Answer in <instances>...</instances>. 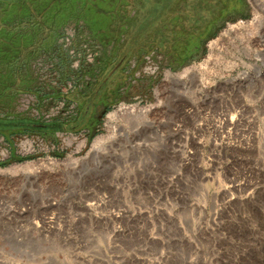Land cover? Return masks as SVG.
<instances>
[{"label": "rangeland", "instance_id": "374dc122", "mask_svg": "<svg viewBox=\"0 0 264 264\" xmlns=\"http://www.w3.org/2000/svg\"><path fill=\"white\" fill-rule=\"evenodd\" d=\"M122 1L94 10L115 26L136 14L132 35L154 8L128 0L119 9ZM60 2L76 4L0 0V31L31 38L13 66L0 63V106L17 92L15 111L0 113V264H264V4L247 0L242 16L174 71L184 81L175 93L163 91L168 68L156 54L174 47L171 27L142 30V53L134 48L125 62L128 98L111 101L95 122L78 119L86 105L80 110L79 88L69 93L93 76L77 77L81 68L60 45L71 28L76 48L89 31L83 18L56 22ZM51 35L56 48L43 47ZM36 85L48 91L26 108ZM133 105L149 111L127 122L119 110ZM115 111L120 119L109 121Z\"/></svg>", "mask_w": 264, "mask_h": 264}, {"label": "flooded vegetation", "instance_id": "af4514ba", "mask_svg": "<svg viewBox=\"0 0 264 264\" xmlns=\"http://www.w3.org/2000/svg\"><path fill=\"white\" fill-rule=\"evenodd\" d=\"M65 1L68 4L73 2L76 4L74 7H67L62 6L63 3L60 2L61 6L58 7L63 8V10L58 12L55 21L63 23L69 20V18L78 20L79 18H83L87 26L86 29H88L90 35L94 38L93 42L97 47L101 48L95 62L83 65L77 73V77H81L84 73H91L93 76L91 82L80 87L78 90V96L81 100L80 110L82 104L86 102V105L83 106V111L78 114V119L80 116L85 115V117H88V120L95 122L103 118L111 101L128 98L129 94L124 91V88L129 90V83L125 80V77L129 76L127 75L129 70H125L127 67L125 62L128 56L127 53L134 50V48H137L138 54L142 53L143 46H138L141 41L140 33L142 30L153 29L160 23L163 28L164 25L171 27L175 40L174 47L169 52L162 53L157 51L156 54L163 55L164 65L171 72H174L202 52L209 37L224 22L242 16L244 11L247 10V0H136L135 3L153 5L154 9L146 15L147 17L142 22H139L138 26H135V32L131 35L132 23L136 19V14L125 18L120 17L123 19L122 26H115L109 17L94 10L95 4L107 0ZM127 2L130 3L128 0L122 1L123 4ZM71 8L74 9L72 13L70 11L72 10ZM122 8L126 7L123 6ZM118 14L120 15V13ZM187 24L192 30L188 34L186 32L189 29L187 28ZM21 36L17 35L14 37L13 32L8 33L5 29L0 31V63H3V61L9 63L11 61L10 66H13L19 60L21 52L26 47V41L31 40V38L24 39ZM180 36L186 37L184 40H180ZM52 37L53 35L49 37L47 43L51 44L52 48H56ZM4 44L8 45L6 49L4 48ZM1 45H3L2 49ZM20 45H23V47H20ZM30 50L26 54H34ZM59 51H61V48ZM138 56L136 55L134 59L135 63L138 61ZM259 56H261V61L264 65V55L261 54ZM130 64L129 66L133 67V61H130ZM254 64V69L258 70L259 65ZM30 72L32 71L30 70ZM119 77H123V79L120 80L118 79ZM39 84L41 83L39 82ZM39 84L38 86H40ZM35 89H39L37 85ZM34 125L39 126L38 129H43L47 126L43 123H34Z\"/></svg>", "mask_w": 264, "mask_h": 264}, {"label": "bare ground", "instance_id": "6f19581e", "mask_svg": "<svg viewBox=\"0 0 264 264\" xmlns=\"http://www.w3.org/2000/svg\"><path fill=\"white\" fill-rule=\"evenodd\" d=\"M255 1V3L257 4V6H259V7H262L263 6V4H264V0H254ZM258 7V8H259ZM226 33H230V29L229 30H227L226 31ZM74 34H75V32H73L72 34H70L69 32H67V34H65V36L62 38V40H63V44H62V48H64V50H65V52H66V54H67V56L69 57V55H68V51L71 53V59L72 60H74V63H73V66L75 67V66H77L78 68H81L83 65H86V64H90L92 61H93V59L95 58V56L97 55V53H98V51H97V46H93V44L92 45H90V44H88V43H82V45L81 46H79L78 48H76V47H72L71 45V43H72V39H73V37H74ZM92 43H94V42H92ZM45 44V43H44ZM95 44V43H94ZM74 46V45H73ZM88 46H90V47H88ZM82 51H85V53L83 54V56H82V54H81V52ZM264 55V50L262 51V50H258V52H257V55L259 56V55ZM160 60H162V59H160ZM41 63V62H40ZM249 67H252V68H254L255 67V64H252V63H249V64H247ZM149 66V65H148ZM153 67V66H152ZM156 67V66H155ZM149 68V67H148ZM147 68V69H148ZM166 69V68H165ZM148 70H152V69H148ZM148 70H146V71H148ZM256 71H257V69H256ZM149 72V71H148ZM180 71H178V72H171L169 69H166V71H165V82H166V84H169V88L167 87V88H165L164 87V89L165 90H163V91H165L167 94H169V93H172V92H176V90H177V84H181V85H183L184 84V81H183V79L181 78V72L179 73ZM185 73L184 74H186V73H189L190 72V69H186L185 71H184ZM138 74V73H137ZM43 75V74H42ZM57 75V74H56ZM258 75V74H257ZM243 76L244 77H246V78H248V77H250L251 76V73H249V72H247V71H245V72H243ZM46 77H47V75L46 76H41L40 78H39V82L41 83L40 85H42L43 84V82H47V79H46ZM97 77V76H96ZM54 80H55V82H53L55 85L52 87L53 89H52V92H59L60 90H61V83H59L58 81L59 80H57V79H55L54 78ZM193 82H196V80L197 79H195V76L193 77ZM77 81H79V80H77ZM77 81H74V83H77ZM98 81V80H97ZM198 81V80H197ZM239 81V80H238ZM245 80L244 79H241L239 82H244ZM78 88H80V86H76L75 85V87H74V89H72L69 93H74V92H76L75 90H77ZM5 89V88H4ZM18 89V88H17ZM159 89V88H158ZM90 90V89H89ZM93 90V89H92ZM155 90H156V88H155ZM5 91V90H4ZM18 91V90H17ZM21 91V90H20ZM32 91V90H31ZM38 92H37V94L35 93L34 95L33 94H31V95H26L24 98V107H26V108H28V106L29 105H32V107L34 108L35 107V100H38L39 98H42V95H43V93H45V92H47L48 90H46L45 88H42V87H39V89L37 90ZM156 91H158V90H156ZM52 92H48V93H50V94H52ZM186 92H187V90H186ZM83 93V92H82ZM186 94V93H185ZM37 95V96H36ZM81 95V94H80ZM187 96V95H186ZM79 97V96H78ZM87 97V96H86ZM78 101V100H77ZM160 102V101H159ZM159 104H161V102L159 103ZM158 105V104H157ZM127 106V105H126ZM20 107V106H19ZM123 107V106H122ZM119 111H121V112H123L124 114H126V119H125V117H124V119H125V121H127V122H133V120H134V122H135V120H136V118H137V116H145L148 112L147 111H149V109H147V108H137L136 106H132V107H130V108H128V107H124V108H120V110ZM110 115H109V121H116V120H119L120 119V113H118V112H112V113H109ZM151 123V122H150ZM111 127L113 128V130L115 131V133H119V134H121V133H124L125 135H128V128L126 127V126H124V125H122V124H119V123H113V124H111ZM61 137H64V136H61ZM68 138V137H67ZM70 139V138H69ZM75 139V138H74ZM73 139V140H74ZM73 140H69V142L71 141H73ZM62 141H64V140H62ZM66 142V141H65ZM67 142H68V140H67Z\"/></svg>", "mask_w": 264, "mask_h": 264}, {"label": "crops", "instance_id": "0c3cea01", "mask_svg": "<svg viewBox=\"0 0 264 264\" xmlns=\"http://www.w3.org/2000/svg\"><path fill=\"white\" fill-rule=\"evenodd\" d=\"M67 32H69L70 34H72L73 32H75V30H72V28L71 29H69V30H67ZM67 32L65 33V34H67ZM79 32V31H78ZM84 35H86V36H88V38H86L87 40H83L82 41V43L84 44V43H88V44H90V45H92V42L93 41H91V37H90V35H89V33L86 31V32H84ZM60 41H61V43H60V45L62 46V44H63V40H62V38L60 39ZM86 41V42H85ZM41 43V45L44 47V46H48V44L49 43H47V40L45 41V42H40ZM45 43V44H44ZM40 45V46H41ZM50 45V44H49ZM37 46V45H36ZM22 78V77H21ZM31 78V77H30ZM33 78V77H32ZM25 80H27V82L29 81L28 79H25ZM30 80H32V79H30ZM26 82V81H25ZM32 82V81H31ZM33 83V82H32ZM26 89H29V87L28 88H26ZM5 92V93H4ZM2 94H6V91H2L1 92ZM15 93H17V92H14V91H11V93H10V95H11V98H9L12 102H11V104L9 105V106H6V107H4V106H0V113H7V114H9L8 112L9 111H15V101H16V95H15ZM2 113V114H3Z\"/></svg>", "mask_w": 264, "mask_h": 264}, {"label": "trees", "instance_id": "16d2710c", "mask_svg": "<svg viewBox=\"0 0 264 264\" xmlns=\"http://www.w3.org/2000/svg\"><path fill=\"white\" fill-rule=\"evenodd\" d=\"M122 6H124L125 7V5L124 4H122V5H119V9H121L122 8ZM118 9V8H117ZM118 9V10H119ZM79 19H81V18H79ZM65 22V21H64Z\"/></svg>", "mask_w": 264, "mask_h": 264}]
</instances>
